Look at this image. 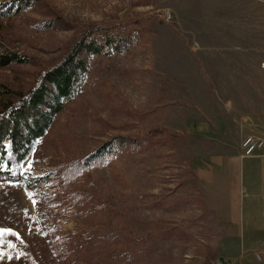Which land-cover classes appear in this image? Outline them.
I'll list each match as a JSON object with an SVG mask.
<instances>
[{
	"label": "rangeland",
	"instance_id": "obj_1",
	"mask_svg": "<svg viewBox=\"0 0 264 264\" xmlns=\"http://www.w3.org/2000/svg\"><path fill=\"white\" fill-rule=\"evenodd\" d=\"M208 15L217 17L187 10L184 0H0V111L84 34L127 40L119 53L87 58L79 96L22 163L31 182L44 181L0 182V228L21 237H5L16 247L5 245L13 259L0 264H31L30 250L32 264H264L263 249L235 258L217 247L225 226L197 181L211 137L194 135L192 124L248 112L264 93V85L217 84L233 75L195 63L203 58L181 21Z\"/></svg>",
	"mask_w": 264,
	"mask_h": 264
},
{
	"label": "crops",
	"instance_id": "obj_2",
	"mask_svg": "<svg viewBox=\"0 0 264 264\" xmlns=\"http://www.w3.org/2000/svg\"><path fill=\"white\" fill-rule=\"evenodd\" d=\"M184 6L212 10L217 16L181 21L197 47L194 51L203 58L195 63L214 67L216 74L233 75L217 84H244L261 91L264 69L257 60L264 51V0H184ZM250 95L256 99L260 93ZM262 97L248 112L235 109L229 120L217 116L212 123L196 122L191 128L194 135L211 137L209 152L196 169L197 181L205 206L225 226L217 247L233 250L235 258L248 250H264V156L245 157L242 148L249 136L264 139V93ZM231 135L238 140L231 142Z\"/></svg>",
	"mask_w": 264,
	"mask_h": 264
},
{
	"label": "trees",
	"instance_id": "obj_3",
	"mask_svg": "<svg viewBox=\"0 0 264 264\" xmlns=\"http://www.w3.org/2000/svg\"><path fill=\"white\" fill-rule=\"evenodd\" d=\"M126 43L127 40L117 34H84L57 65L42 74L27 93H20L14 100L3 104L0 111V182L21 183L30 188L44 181L45 178H37L31 182L27 175L21 173L22 163L45 136L65 105L79 96L88 70L87 58L99 57L110 50L119 53ZM14 60L24 62L22 58L14 57ZM112 145L102 149L100 155L111 152ZM88 162V159L82 160L78 167L83 168ZM72 168L77 169V164ZM71 193L74 197L75 190H71ZM32 258H35L32 250L25 251L26 261L32 264Z\"/></svg>",
	"mask_w": 264,
	"mask_h": 264
},
{
	"label": "built area",
	"instance_id": "obj_4",
	"mask_svg": "<svg viewBox=\"0 0 264 264\" xmlns=\"http://www.w3.org/2000/svg\"><path fill=\"white\" fill-rule=\"evenodd\" d=\"M167 21L172 20V15L169 13L166 16ZM262 69H264V63H262ZM242 148L245 157H252L255 155L264 156V139L255 136H249L242 142ZM257 259L264 260V253L258 254Z\"/></svg>",
	"mask_w": 264,
	"mask_h": 264
},
{
	"label": "snow or ice",
	"instance_id": "obj_5",
	"mask_svg": "<svg viewBox=\"0 0 264 264\" xmlns=\"http://www.w3.org/2000/svg\"><path fill=\"white\" fill-rule=\"evenodd\" d=\"M30 168H31V164L28 165V168L26 169V171L29 170ZM16 186H19V185H16ZM32 195L33 194H31V193L29 194L30 199L32 198ZM35 203H36V201L33 200V204H35ZM6 236H15L16 238L21 239V237L19 236V233L13 231L12 229L0 228V260H3L5 258H7L9 260L13 259V257L10 254L3 251V248L5 247V245H7V247H9V248H15L16 247V245L13 244L11 241H5ZM16 258L19 259L20 258L19 255Z\"/></svg>",
	"mask_w": 264,
	"mask_h": 264
},
{
	"label": "water",
	"instance_id": "obj_6",
	"mask_svg": "<svg viewBox=\"0 0 264 264\" xmlns=\"http://www.w3.org/2000/svg\"><path fill=\"white\" fill-rule=\"evenodd\" d=\"M220 261L225 262L223 258H220Z\"/></svg>",
	"mask_w": 264,
	"mask_h": 264
}]
</instances>
